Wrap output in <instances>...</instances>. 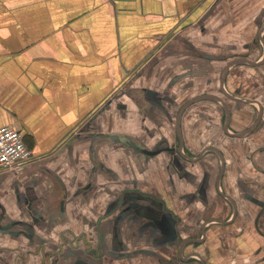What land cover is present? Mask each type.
<instances>
[{
  "label": "crops",
  "instance_id": "crops-1",
  "mask_svg": "<svg viewBox=\"0 0 264 264\" xmlns=\"http://www.w3.org/2000/svg\"><path fill=\"white\" fill-rule=\"evenodd\" d=\"M256 14H264V0H0V126L17 127L32 154L18 170L0 171V239L8 241L4 251L34 255L23 264H61L62 255L74 258L81 252L100 259V238L113 226L111 216L126 194L137 202V213L133 227L124 230L147 239L157 227L145 207L160 205L168 219L174 207L171 190L181 200L206 195L210 169L193 166L205 153L215 152L221 165L215 188L231 204L232 214L221 218L217 209L203 222L195 241L207 239L206 261L194 253L181 260L264 264V98L261 102L224 89L230 70L239 63L260 65L264 56L259 62L247 55L232 60L237 63L230 62L220 76L225 97L222 89L236 99L227 97L232 102L258 109L244 130L229 132L232 114L219 97L197 95L176 113L177 150L164 144L147 149L143 160L136 139L142 126L168 124L156 96L146 95L158 92L154 78L172 61L173 46L185 39L200 54L220 37L218 30L246 42L259 30L264 49V26L255 23ZM196 98L205 99L185 106ZM205 100H217L225 109L227 137L242 140L261 125L262 143L236 151L240 163L227 170V157L211 145L204 147L188 160L198 184L183 192L178 179L186 180L168 153L181 155L182 114ZM163 148L173 151L148 154ZM220 181L229 192H221ZM165 225V238L173 240L172 222ZM191 240L179 243L180 256Z\"/></svg>",
  "mask_w": 264,
  "mask_h": 264
},
{
  "label": "rangeland",
  "instance_id": "rangeland-1",
  "mask_svg": "<svg viewBox=\"0 0 264 264\" xmlns=\"http://www.w3.org/2000/svg\"><path fill=\"white\" fill-rule=\"evenodd\" d=\"M254 20L258 27L264 26V14H256ZM216 32L220 33V37L216 41H209L200 54H198L196 47L188 45L187 41L181 38L183 44L173 46L172 61L168 62L166 67L159 68L160 72L154 78V85L159 86L158 92L156 95L147 94L146 97L150 99V97L156 96L155 102L159 107L163 106L161 111H164V114H168V124L159 127L142 126L137 131L136 139L142 149L143 160L147 158L145 155L147 149H157L163 147L164 144H168L175 150L178 149L175 116L183 103L194 96L215 95L223 101L226 107H229L232 114L231 122L227 128L229 132L244 130L251 125L258 115V109L255 106L232 102L222 94L220 76L232 60L241 58L243 55H247V58L253 62L261 61L264 56V49L257 38L259 30H256L253 39L247 42L241 40L240 37L235 38L228 30ZM224 89L231 95L257 99L262 102L264 98V62L255 67L239 63L227 73ZM147 99L142 94V101L145 102ZM142 105L148 107L145 103ZM165 107L168 108L167 111ZM170 109H172L171 114H169ZM224 120L225 109L217 100L195 103L184 110L181 117V127L184 131L181 155L176 151L175 154L168 153L170 157L173 156L174 164L182 172L180 175L184 176L186 180L178 179L179 183L184 184L183 192L189 191V187L192 191L198 184V177L193 174L195 169L191 168L188 159L196 158L204 147L211 145L227 157L225 170L233 165H239L236 151L245 152L249 148H247V144L249 146L252 143L253 148L260 147L262 140L259 131L263 126L260 128V125L253 135L236 141V139L229 138L225 134ZM157 160L159 164H162L161 159L157 158ZM198 165L210 169L209 192L206 191V195L202 196H197L196 193L188 201L179 199L176 196V191H168L169 198L170 200L173 198L172 204L174 205L172 214H169L168 219L162 215L163 211L160 205L146 206V210L155 216L157 227V230L152 229L150 233L148 232L150 235L147 239L144 235L133 238L132 235H129L130 231L125 232L124 230L129 228V225L131 228L133 227L132 215L137 213V202L126 194L123 196L119 209L115 211L114 216H111L113 226H109V229L103 232L100 238L102 257L94 259L92 253L81 252L74 258H70L71 255L68 253L62 255L61 264H76L74 261H79L80 264H199L195 258L189 259L187 262L181 260V257L185 258L193 253L198 254L206 261L207 245L209 244L207 239L200 243L195 241L201 238V226L207 218L215 216L217 209H219L221 218H227L232 214V207L230 203L220 197L215 188L214 182L221 167L217 154L215 152L205 153L202 161L195 163L193 167H198ZM186 167H189V170H186ZM222 183L220 181L221 192L225 193L226 190L229 192L228 187L223 189ZM171 215L172 218H170ZM127 217L126 225H124L123 219ZM167 221L173 224V240L165 238L166 233L164 232L167 228L165 225ZM209 228L207 227V230ZM185 238L194 240L187 242L180 256L178 245ZM92 240L95 242V236ZM66 241L64 244L67 246L69 240ZM7 243L8 241L5 239H0V264H23L25 258L34 256L15 251L7 254L4 251ZM58 262L59 260H55L53 264H59Z\"/></svg>",
  "mask_w": 264,
  "mask_h": 264
},
{
  "label": "built area",
  "instance_id": "built-area-1",
  "mask_svg": "<svg viewBox=\"0 0 264 264\" xmlns=\"http://www.w3.org/2000/svg\"><path fill=\"white\" fill-rule=\"evenodd\" d=\"M22 137L17 127L0 126V171L18 170L32 160Z\"/></svg>",
  "mask_w": 264,
  "mask_h": 264
},
{
  "label": "water",
  "instance_id": "water-1",
  "mask_svg": "<svg viewBox=\"0 0 264 264\" xmlns=\"http://www.w3.org/2000/svg\"><path fill=\"white\" fill-rule=\"evenodd\" d=\"M243 62L247 63L248 61H243ZM236 63H237V62H232V63H230L229 66H232V65H234V64H236ZM248 63L251 64V65H253V66H257V65H259V63H251V62H248ZM222 85H223V79H222ZM222 88H223V87H222ZM222 88H221V89H222ZM222 91H223V93H224L227 97L236 100L235 98L230 97V96L224 91V89H222ZM203 99H205V98H196V99H193V100L187 102L185 106H187V105H189V104H191V103H193V102H195V101H199V100H203ZM185 106H184V107H185ZM226 128H227V126L224 128V129L227 131ZM177 129L179 130V125H178ZM231 136H237V137H239V136H241V135H231ZM179 139H180V136H179ZM179 141H180V144H182L181 139H180ZM164 150H165V151H173L172 149L163 148V149H159V150H156V151H153V152H149L148 154H149V155H156V154H158V153H160L161 151H164ZM188 160H189V161H192L191 159H188Z\"/></svg>",
  "mask_w": 264,
  "mask_h": 264
}]
</instances>
